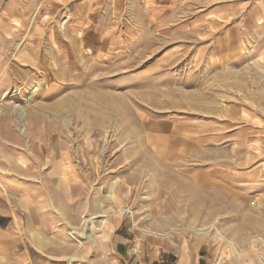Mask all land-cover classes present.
<instances>
[{
  "label": "rangeland",
  "instance_id": "obj_1",
  "mask_svg": "<svg viewBox=\"0 0 264 264\" xmlns=\"http://www.w3.org/2000/svg\"><path fill=\"white\" fill-rule=\"evenodd\" d=\"M16 17L22 43L43 33L33 58L84 67L48 92L44 66L4 44L0 240L20 233V257L93 264L122 222L204 243L211 264L264 259V0H0L7 28ZM89 218L103 228L93 242Z\"/></svg>",
  "mask_w": 264,
  "mask_h": 264
},
{
  "label": "crops",
  "instance_id": "obj_2",
  "mask_svg": "<svg viewBox=\"0 0 264 264\" xmlns=\"http://www.w3.org/2000/svg\"><path fill=\"white\" fill-rule=\"evenodd\" d=\"M12 243L7 245L0 240V261L2 264H56L51 261H41V257L32 260L28 254L20 257L19 240L22 235L17 233ZM108 240L100 246L103 248L93 264H211L208 247L203 243L192 241L188 244L181 242L172 245L166 240L148 237V234L134 232L128 225L119 222L111 224L108 230ZM2 236V235H1ZM0 236V237H1ZM22 243V242H20ZM133 248L136 251H133ZM51 256V255H50ZM52 257V256H51ZM89 264V263H87Z\"/></svg>",
  "mask_w": 264,
  "mask_h": 264
},
{
  "label": "bare ground",
  "instance_id": "obj_3",
  "mask_svg": "<svg viewBox=\"0 0 264 264\" xmlns=\"http://www.w3.org/2000/svg\"><path fill=\"white\" fill-rule=\"evenodd\" d=\"M22 11V10H20ZM23 12V11H22ZM21 12V13H22ZM18 17L14 18V19H9L8 21V24L10 26V28H7L6 25L3 23L4 21L2 19H0V35H4V37L6 38H2L1 39V44L4 45V44H7L11 50H15L16 51V59L22 63L23 65H31V66H35V64H41L42 66H44L43 70H44V73H43V76L45 77V82L48 86V92L51 90V87L50 85L55 81V78L54 76H59V73H61V70L64 69L63 71L66 70V68H70V70H72L73 72L74 71H78L80 68H83L84 67V58L82 56H79L77 55V57L75 58L72 57V58H69L68 56H64L61 58L60 62L61 63H57L58 61L55 60H51L50 58L47 59L46 55H44L43 53L39 56V57H35L33 58L31 55V53L33 51H41V47L42 45L44 44V41L45 39L43 38V33L42 31H40L39 29H36L33 34H30L29 36H27L25 39V43H22L24 41V34H25V23H27L26 21L24 20H19L17 19ZM254 18V13L252 12V14L250 15V17H248L249 20H247L248 22H252ZM251 19V20H250ZM244 20V19H243ZM244 22V21H243ZM263 21H257V23L255 24L256 27L258 28L261 24H262ZM50 22H47V25L49 24ZM35 27H38V25H36ZM57 27V26H55ZM243 27V25H242ZM12 31H11V30ZM11 31V32H10ZM246 31V29H245ZM247 33V32H245ZM248 35V33H247ZM248 37V36H247ZM261 37V36H260ZM6 39V40H5ZM50 44L51 45V55L52 53L53 54H57L58 52L56 51L58 48H59V45L57 44V41H58V38L56 37V35H53L51 34L50 35ZM80 41V40H78ZM77 41V42H78ZM253 42V41H252ZM259 43V42H258ZM66 45V44H65ZM53 46V47H52ZM63 49V48H62ZM258 49V48H257ZM7 50L8 47H6L4 45V48H2L0 50V59L1 57H5L7 55ZM78 53L80 54V51H78ZM77 53V54H78ZM60 55V57L62 56V52L61 53H58ZM37 62V63H36ZM47 63V64H46ZM12 64H15V63H12ZM12 66V65H10ZM235 67V66H234ZM10 68L9 66L6 67L4 73L1 75V79H0V82L2 81V78L4 79V77L6 75H9L10 74ZM39 70L41 71V68H39ZM93 74V73H92ZM98 74V73H97ZM96 75V74H95ZM73 77H76V75H74ZM20 79L21 80H26V74L24 73H21L20 72ZM40 86V85H39ZM37 92V90H36ZM95 94V93H94ZM34 95H36V93H34ZM115 95V94H114ZM98 94H95L94 98L97 97ZM120 96V95H119ZM115 97V96H114ZM120 98V97H119ZM97 99V98H95ZM99 103V102H98ZM18 110L17 106L16 108L14 109ZM20 111V110H19ZM25 111V110H24ZM23 111V112H24ZM15 112V113H16ZM122 112V111H121ZM24 114V113H23ZM19 115V114H18ZM69 125L67 124V127ZM18 165V164H17ZM32 166L28 163V160H23L22 161V171H27V170H30ZM15 168V167H14ZM24 168V169H23ZM59 168V167H58ZM13 170V172H17L15 169L11 168ZM20 169V168H19ZM18 169V170H19ZM11 170V171H12ZM21 171V172H22ZM66 171V170H65ZM10 173V172H9ZM19 174V173H18ZM5 190L7 191L8 194L10 193H14V189L11 188V187H5ZM33 190L31 191H27L29 193H31ZM239 206V205H238ZM237 206V207H238ZM242 206V205H241ZM243 209V208H242ZM241 209V210H242ZM130 211L129 209L127 210V212ZM252 214V213H251ZM255 215V214H253ZM246 216V215H245ZM247 217V216H246ZM253 217V216H252ZM251 218V217H250ZM96 219V218H95ZM247 219V218H246ZM245 220V219H244ZM253 220V218H252ZM262 222V221H261ZM260 223V222H259ZM250 224V223H248ZM253 224V223H252ZM251 226V225H250ZM244 228V227H243ZM80 229V228H79ZM79 229L77 228H74L73 230L75 232H78ZM82 230H87L89 231L88 233V239L90 241H95L97 239V234L98 232H102L103 231V228H97L95 225H94V219L93 218H89L82 226L81 228ZM81 231V230H80ZM79 231V232H80ZM201 231V230H200ZM219 233V232H217ZM220 235V234H219ZM220 238V237H219ZM241 256V255H240ZM7 264V263H6Z\"/></svg>",
  "mask_w": 264,
  "mask_h": 264
},
{
  "label": "built area",
  "instance_id": "obj_4",
  "mask_svg": "<svg viewBox=\"0 0 264 264\" xmlns=\"http://www.w3.org/2000/svg\"><path fill=\"white\" fill-rule=\"evenodd\" d=\"M258 264H264V259L259 260Z\"/></svg>",
  "mask_w": 264,
  "mask_h": 264
}]
</instances>
